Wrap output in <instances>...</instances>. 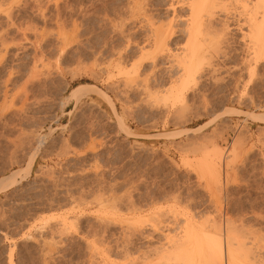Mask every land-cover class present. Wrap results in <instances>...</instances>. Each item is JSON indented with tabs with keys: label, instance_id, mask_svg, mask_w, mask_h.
Returning <instances> with one entry per match:
<instances>
[{
	"label": "rangeland",
	"instance_id": "rangeland-1",
	"mask_svg": "<svg viewBox=\"0 0 264 264\" xmlns=\"http://www.w3.org/2000/svg\"><path fill=\"white\" fill-rule=\"evenodd\" d=\"M138 1L0 0V178L22 169L0 191V264H122L185 219L237 248L256 230L264 264V57L243 69L239 3L215 19L228 30L226 54L210 44L218 72L208 65L179 110L158 102L164 81L148 99L121 83L147 18L181 23L170 0ZM107 61L112 81L99 72Z\"/></svg>",
	"mask_w": 264,
	"mask_h": 264
},
{
	"label": "bare ground",
	"instance_id": "bare-ground-1",
	"mask_svg": "<svg viewBox=\"0 0 264 264\" xmlns=\"http://www.w3.org/2000/svg\"><path fill=\"white\" fill-rule=\"evenodd\" d=\"M235 1L239 3L238 7H240L241 9H240V11L236 12V14L233 11V13L235 14V16H233V17L235 18V21H236L237 26L239 28L245 27V29H246L241 34V39L245 42V44H243V45H245V50H246V55H245V57H243L244 61L241 63H243L242 65H244L243 69L246 70L248 74H251L255 70L256 63L264 57V0H235ZM227 2H229V0H170V2L168 3L167 9L171 10L172 18H174V19L179 18L180 19L182 17L181 23L177 27L175 25H178V24L174 25L173 20H168L166 23L161 22V23L156 25V22L155 23L152 22V20L154 18L153 19L147 18L148 19L147 22L144 23V24H146L145 25V28H146V31H145V38H146L145 39V47L143 48L144 51H141L143 49H140L138 51V54L136 55V58L135 59L132 58L134 61L132 62V65L130 66L131 69H128V70H130V72H128L127 70H125V72L127 71V73H124V71L121 72V70H123V69L119 68V66L121 65V64L119 65V62H120V59H122V55L120 53H116L117 61L115 60L116 62H114V60H113L115 68H118V70H119L118 74H120V72H121V75L125 74L126 79L124 80V82L121 81V83L122 84L123 83L124 84L130 83V85L133 86V84H131V83L134 82L135 90H137L140 95L141 94H147L146 98L148 99V97L151 96L152 94L155 95L156 91L153 89H157L158 87L160 88V86H158V85L161 84V86H162V83L164 81V83H166V84L168 83L169 86L166 87L165 89H163L162 91H160V92H162L161 97L157 98L158 95L156 93V95H157L156 98L160 99V100H158V102L161 101L164 104V105L162 104L163 106H167L169 108H174V109L175 108H178V109L179 108H185L186 109L188 106V103L186 102L185 99H187L186 97H187L188 90L190 89V87L192 85L196 84V81L199 79V76L201 77V75H204L208 71L207 66L208 65L212 66V64H213L212 62L210 63V61L212 59L210 57V55H211L210 54V50H211L210 47H212L214 45L213 49L215 48V50L217 51V54H226L227 53L224 51V49L222 50V46H224L225 44L227 45V43H228V39H227L228 36H226V33L228 35V32H227L228 30L223 29L224 31H222V30L218 31L215 29L217 27L214 26L215 25L214 23H217V21L219 20L218 19L215 22V19L218 17L219 13L220 14L231 13V12H229ZM177 8H182V9L186 8L187 14H185L183 16H179L178 14H175L177 11L176 10ZM42 11H43V9H42ZM134 13H135V11H134ZM149 19H151V20H149ZM226 20H224V21H226ZM175 23H176V20H175ZM223 23L224 22L222 21V24ZM223 26H224V24H223ZM143 27H144V25H143ZM32 32H33V30H32ZM178 34L182 35V37L184 39V43L182 42L181 45L180 44H179V46L175 45L174 48H170V46H169V44L171 43L170 40H173V37L178 35ZM33 41H35V40H33ZM111 56H114L113 53ZM109 62H110V60H109ZM109 62L107 64H104V63L101 64V62H100L101 65L99 67V72H100L101 77L103 76L106 78V80L112 81L114 79V74H113V71H111V67H110L112 61H111V63H109ZM149 63H150V65H149ZM146 64H147V66L149 65V68L147 70L144 69V66ZM162 65H164V67H163V73H162L163 75L161 77L160 76L161 74L159 75L158 73H159V70L161 69L160 66H162ZM205 66H206V68H205ZM216 66H217V64H216ZM47 67H49V66H47ZM212 67L214 68V66H212ZM35 68H34V70L32 69L33 70L32 72L35 71ZM213 68L211 70H209V72L212 71L215 73L217 71L216 70L217 67H215L214 69ZM210 74H208V75H210ZM96 76H97V74H96ZM20 86H21V84H20ZM91 87L93 88V86H91ZM126 87H127V84H126ZM129 87H131V86H129ZM77 88H75L73 90L74 94L79 93V89L76 90ZM123 88H124V85H123ZM196 89H198V88H196ZM152 91H154V93H152L150 95V93ZM94 92H95V90L93 91V93ZM25 94H26V92H25ZM100 94H102V93L100 92ZM77 95L79 96V94H77ZM154 95H152V96H154ZM141 96H143V95H141ZM23 98L24 97H22V99ZM107 101H109V100H107ZM155 102H157V101H155ZM179 110H182V109H179ZM262 120H264V119L262 118ZM237 144H235V145H237ZM19 146H21V145H19ZM221 155H222V152H221ZM218 156H220V155H218ZM30 165H27V166H30ZM20 170H22V169H20ZM20 170H16V171L14 170L9 175H6V176L0 178V191L5 190L6 188L10 187L11 185H13L19 181L18 179H14V178H15V175H18L17 173H18V171L20 172ZM25 170L26 169L23 168V172ZM27 171L28 170L25 171V174ZM21 176H20V178H23L25 175H23V177H21ZM159 212H157V213L159 214ZM157 213L155 215H157ZM188 218H190V217H188ZM170 219H172V217ZM210 224L211 223H209V225ZM245 230H247V229H245ZM245 230H244V232L247 233V231H245ZM236 231H237V229H236ZM244 232H243V234H244ZM238 233H239V231H238ZM240 233H241V231H240ZM165 238H166V241L161 242L159 244V246H156V247L154 246L153 248L149 247V249L150 248L151 249L149 250L147 248L148 249L147 251L142 250V253L139 252V254H137V255H133L132 257H128L129 259L127 258V261L126 260L123 261L122 264H262L261 262L263 261V260L262 261L260 260L262 257L260 258V255L258 254L260 251L258 252V250H256V249L261 247L259 245H260V242L263 240V238L260 234L257 233L256 230L251 232V233L248 232L243 237L244 241L241 240L242 242H238V243H241L240 247L243 249L242 254L240 253L241 255L237 251V249H239V252H241L240 251L241 248H237V247H239V244L234 243V241H236L233 239L234 237L227 236L226 241L222 243L221 238L218 239V238H215V236L213 238V236H210V234L208 232H206V233L203 232L201 230V227L199 229L195 225V223L192 222L190 219H185L182 222L181 226L178 227V231H177V233H175V235L167 236ZM248 239L250 240L249 242L245 241ZM235 245H237V247ZM253 250H256L257 253H256V251L254 253ZM257 254L259 257L256 256ZM126 256H127V254H126Z\"/></svg>",
	"mask_w": 264,
	"mask_h": 264
}]
</instances>
